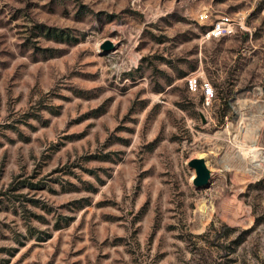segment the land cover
<instances>
[{
    "label": "rangeland",
    "instance_id": "rangeland-1",
    "mask_svg": "<svg viewBox=\"0 0 264 264\" xmlns=\"http://www.w3.org/2000/svg\"><path fill=\"white\" fill-rule=\"evenodd\" d=\"M0 264H264V0H0Z\"/></svg>",
    "mask_w": 264,
    "mask_h": 264
},
{
    "label": "built area",
    "instance_id": "built-area-1",
    "mask_svg": "<svg viewBox=\"0 0 264 264\" xmlns=\"http://www.w3.org/2000/svg\"><path fill=\"white\" fill-rule=\"evenodd\" d=\"M207 15L201 14V18H205ZM234 30L233 20L228 15H219L210 21L209 27L204 30V35L207 38L219 37L231 33ZM187 84L190 88H193L196 84V77H188ZM205 92L210 93L211 88L209 85H205Z\"/></svg>",
    "mask_w": 264,
    "mask_h": 264
},
{
    "label": "water",
    "instance_id": "water-1",
    "mask_svg": "<svg viewBox=\"0 0 264 264\" xmlns=\"http://www.w3.org/2000/svg\"><path fill=\"white\" fill-rule=\"evenodd\" d=\"M110 42L106 41L104 47H110ZM188 164L194 168L195 176L193 177V184L199 186L208 181L210 172L202 157H193L189 160Z\"/></svg>",
    "mask_w": 264,
    "mask_h": 264
},
{
    "label": "trees",
    "instance_id": "trees-1",
    "mask_svg": "<svg viewBox=\"0 0 264 264\" xmlns=\"http://www.w3.org/2000/svg\"><path fill=\"white\" fill-rule=\"evenodd\" d=\"M223 228H226V225H223Z\"/></svg>",
    "mask_w": 264,
    "mask_h": 264
}]
</instances>
